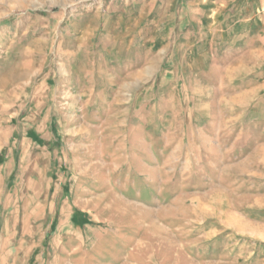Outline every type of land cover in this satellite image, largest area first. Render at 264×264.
<instances>
[{"label": "rangeland", "instance_id": "1", "mask_svg": "<svg viewBox=\"0 0 264 264\" xmlns=\"http://www.w3.org/2000/svg\"><path fill=\"white\" fill-rule=\"evenodd\" d=\"M187 3L0 0L6 95L13 78L31 90L30 80L84 55L83 73L97 70L94 85L113 87L116 102L132 65L106 70L104 53L136 64L135 36L180 42ZM175 46L177 74L144 85L128 77V108H114L86 142L56 133L47 188L27 190L34 200L14 198L8 214L0 199V264H264V93L246 103L251 94L231 77L221 86L200 74L216 61L190 70L187 47Z\"/></svg>", "mask_w": 264, "mask_h": 264}, {"label": "crops", "instance_id": "2", "mask_svg": "<svg viewBox=\"0 0 264 264\" xmlns=\"http://www.w3.org/2000/svg\"><path fill=\"white\" fill-rule=\"evenodd\" d=\"M187 2L177 13L179 20L176 23L184 28L180 42L171 41V37L144 42L141 36L140 39L135 36L131 42L135 43L137 51L144 55L147 48L150 56L145 61L141 55L140 62L136 64L133 63L134 58L118 55L117 59L110 57L108 52L104 53L107 59L103 67L106 70L120 69L123 64L126 67L132 65L119 86L116 102L111 101L114 98L111 95L113 87L94 85L97 70L89 69L88 65V73H83L84 55L74 58L73 64H67L58 75L53 76L47 71L36 81L30 80L29 84L34 82L31 90L27 87L21 90L18 81L13 78L12 98L6 95V76L0 78V100L4 99L0 101V199L6 205L8 214H12L14 198L21 196L34 200L37 194L31 195L28 189H42L43 185L47 188L46 174L52 155L48 142L56 138V133L59 138L63 128L62 132L71 136L72 140L86 142L97 126H104L110 117L116 115L114 108H128L129 102L125 101L123 105L125 99L121 95L129 93L125 87L131 84L130 77L132 84L144 85L149 79L157 81L165 73L167 77L177 74L179 53L175 45L187 47L190 70L198 61H216L209 67L210 71L200 74L216 77L221 86L226 78L231 77L238 87L237 91L251 94L246 103L252 100V95L264 93V0ZM156 17L154 13L153 18ZM142 27L138 25L136 32ZM97 57L98 54H93L89 61ZM162 57L164 65L160 64ZM150 68L149 77H140V73ZM185 69L181 71L186 76L184 80L189 79ZM216 69L222 72L217 73ZM200 74L195 72L196 77ZM38 103L40 113L32 111L38 108ZM6 111L11 113L6 114ZM121 118L122 115L118 117ZM8 231L6 235L12 236V230L8 228Z\"/></svg>", "mask_w": 264, "mask_h": 264}]
</instances>
